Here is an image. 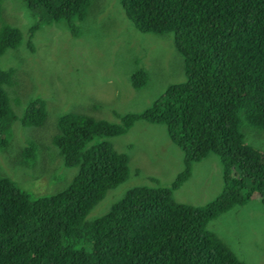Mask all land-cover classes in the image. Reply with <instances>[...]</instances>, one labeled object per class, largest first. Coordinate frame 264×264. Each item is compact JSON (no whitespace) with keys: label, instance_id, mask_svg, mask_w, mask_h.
I'll return each mask as SVG.
<instances>
[{"label":"trees","instance_id":"1","mask_svg":"<svg viewBox=\"0 0 264 264\" xmlns=\"http://www.w3.org/2000/svg\"><path fill=\"white\" fill-rule=\"evenodd\" d=\"M5 1L0 0V55L24 38L32 51L31 38L43 22L63 20L76 36L90 4L22 0L36 18L23 35L5 18ZM15 1L21 2H8ZM119 1L138 30L172 33L185 78L170 82L148 107L119 121L78 111L58 114L46 139L39 132L29 138L21 134L11 159L15 152L6 149L12 122L19 118L21 128L44 126L51 109L37 96L18 116L20 76L12 66L0 67V264H247L206 224L244 203L253 190L264 202V150L246 141L248 131L264 129V0ZM130 80L135 88L143 86L145 68L134 70ZM138 118L165 125L182 150L184 169L170 185L128 188L107 211L87 219L129 172L128 155L105 137L123 133ZM51 146L63 167L74 168L65 187L35 195L10 178L4 161H36L39 151ZM210 155L221 162V193L204 206L177 201L174 189L189 177L194 162Z\"/></svg>","mask_w":264,"mask_h":264},{"label":"rangeland","instance_id":"2","mask_svg":"<svg viewBox=\"0 0 264 264\" xmlns=\"http://www.w3.org/2000/svg\"><path fill=\"white\" fill-rule=\"evenodd\" d=\"M8 1L3 10L5 18L17 23L27 35V28L36 18L22 0ZM77 24L78 34L74 36L63 20L43 22L31 38L32 51L24 38L20 45L9 47L0 55V67L12 66L20 76L15 86L20 107L17 111L14 107L19 113L16 114L19 116L27 102L37 96L51 109L44 126L21 128L19 118L12 122L11 148L6 149L15 152L11 159L17 157L14 150L19 148L21 134L29 138L39 132L46 139L58 114L78 111L119 121L126 113L148 107L170 82L185 78L184 60L173 45L172 33L138 30L119 0H90L86 16ZM138 67L145 68L147 80L135 88L130 76ZM15 102L12 100L11 104ZM105 139L115 150L128 155L129 172L123 182L107 190L87 219L107 211L128 188L138 184L170 185L184 169L182 150L168 137L163 123L138 118L123 133ZM246 141L264 150V129L248 131ZM36 158L19 163L4 161L3 165L10 178L35 195L56 192L69 183L74 168L61 165L56 148L44 147ZM222 189L220 159L210 155L193 163L189 177L174 189L173 197L179 202L204 206ZM206 228L247 264H264V202L258 191L253 190L244 203L211 218Z\"/></svg>","mask_w":264,"mask_h":264}]
</instances>
